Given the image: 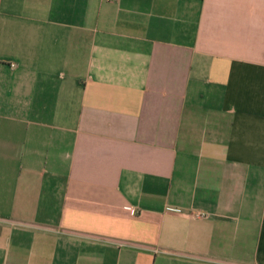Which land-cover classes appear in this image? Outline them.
<instances>
[{
    "label": "crops",
    "instance_id": "crops-1",
    "mask_svg": "<svg viewBox=\"0 0 264 264\" xmlns=\"http://www.w3.org/2000/svg\"><path fill=\"white\" fill-rule=\"evenodd\" d=\"M0 264H264V0H0Z\"/></svg>",
    "mask_w": 264,
    "mask_h": 264
},
{
    "label": "built area",
    "instance_id": "built-area-1",
    "mask_svg": "<svg viewBox=\"0 0 264 264\" xmlns=\"http://www.w3.org/2000/svg\"><path fill=\"white\" fill-rule=\"evenodd\" d=\"M107 1H110V0H107Z\"/></svg>",
    "mask_w": 264,
    "mask_h": 264
}]
</instances>
